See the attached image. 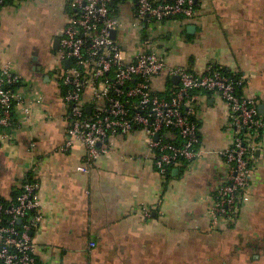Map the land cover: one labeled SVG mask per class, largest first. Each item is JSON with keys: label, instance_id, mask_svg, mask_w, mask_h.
I'll list each match as a JSON object with an SVG mask.
<instances>
[{"label": "crops", "instance_id": "crops-1", "mask_svg": "<svg viewBox=\"0 0 264 264\" xmlns=\"http://www.w3.org/2000/svg\"><path fill=\"white\" fill-rule=\"evenodd\" d=\"M29 1L36 8L21 0L0 12V66L18 75L17 90L31 105L29 115L14 108V127H0V198L10 202L26 180L38 184L42 221L32 237L39 264H264V134L253 142L250 198L233 224L209 214L233 135L217 94H199V157L166 179L142 131L110 136L109 152L79 172L85 149L62 150L70 122L54 76L67 0ZM134 12L131 0L118 4L128 55L142 51ZM148 26L161 35L153 44L168 67L202 75L212 65L243 77L241 94L264 115V0H201L191 20ZM169 88L165 74L154 79L157 93ZM84 100L90 104L89 92Z\"/></svg>", "mask_w": 264, "mask_h": 264}, {"label": "built area", "instance_id": "built-area-1", "mask_svg": "<svg viewBox=\"0 0 264 264\" xmlns=\"http://www.w3.org/2000/svg\"><path fill=\"white\" fill-rule=\"evenodd\" d=\"M20 1L0 0V12ZM124 1H71L57 53L62 100L70 122L62 150L81 143L85 160L77 170L86 174L109 152L110 136L142 131L153 152L154 168L166 179L170 170L199 157L195 108L200 93L217 94L228 107L227 126L233 135L223 152L226 180L217 190L209 214L214 222L233 224L240 204L250 198L253 142L264 134V115L259 113L255 99L238 95L236 88L244 85L243 77L234 80L212 65L202 75L170 68L146 34L139 37L142 51L128 55L117 42V31L122 28L118 4ZM131 1L135 4L134 26L143 30L154 22L193 19L201 0ZM160 74L169 81L178 78L164 95L153 89V81ZM19 82L9 64L0 66V127L4 129L16 125L15 107H22L25 115L31 111L30 103L13 89ZM87 92L91 95L89 105L84 100ZM38 188L36 182L26 180L12 203L7 207L0 204V264H39L32 237L42 221Z\"/></svg>", "mask_w": 264, "mask_h": 264}, {"label": "rangeland", "instance_id": "rangeland-1", "mask_svg": "<svg viewBox=\"0 0 264 264\" xmlns=\"http://www.w3.org/2000/svg\"><path fill=\"white\" fill-rule=\"evenodd\" d=\"M40 1H41V0H40ZM47 1H48V0H47ZM47 1H44V3H42V4H47V3H48ZM71 1H72V0H67V2H66V7H67V9H68L69 11H71ZM26 2L29 3V4H31V7H32V8H36V7H34V5H33V1L31 2V1H29V0H26ZM34 4H35V3H34ZM121 29H122V28L118 29V31H117V38H118V39H117V42H118V43H120V42H119V38H121L122 33H124ZM125 30L128 31V30H127V27H125ZM133 30H134L133 35H135V36H137V37H144V35L146 34V35H148V36L154 41L155 46H159V45H160L161 35L158 34L157 32H155L154 30H152L150 26H147V27L145 28V30H144V29L141 30L139 27H137L136 29H133ZM121 32H122V33H121ZM156 49L159 50L157 47H156ZM56 62H57V61H56ZM54 76H55L56 79L58 80V83H59V86H60V85H61V78H60V69H59L58 67H57V69H56V74H54Z\"/></svg>", "mask_w": 264, "mask_h": 264}, {"label": "trees", "instance_id": "trees-1", "mask_svg": "<svg viewBox=\"0 0 264 264\" xmlns=\"http://www.w3.org/2000/svg\"><path fill=\"white\" fill-rule=\"evenodd\" d=\"M220 70H221V69H220ZM221 72H222L225 76H228V77H230V78H232V79H234V80L237 79V78L239 77V76H235V75L231 74L229 71H226V70H223V69L221 70ZM169 83H170V86H172V80H170ZM17 88H18V85H16V86L13 87V89H17ZM240 89H241V88H239V87L236 88V91H237L238 95H241V91H240ZM171 173H172V170H170L168 176H171ZM33 181H34V180H33ZM19 192H20V191H19ZM19 192L13 196V198H12V200H11L10 202L5 201V200H3V199L0 198V204H2L4 207H7L10 203H12V202L15 200V198H16V196L19 194Z\"/></svg>", "mask_w": 264, "mask_h": 264}, {"label": "water", "instance_id": "water-1", "mask_svg": "<svg viewBox=\"0 0 264 264\" xmlns=\"http://www.w3.org/2000/svg\"><path fill=\"white\" fill-rule=\"evenodd\" d=\"M189 29H190V27H189ZM112 38H113V39L115 38V32H113V34H112ZM57 42H58V40H57ZM68 65H69V62L66 61V62H65V66L68 67ZM172 82H177V83H178V78H173ZM86 111H87V112H90V108H87ZM155 138L157 139V138H158V135H156ZM19 223H20V221H19Z\"/></svg>", "mask_w": 264, "mask_h": 264}]
</instances>
